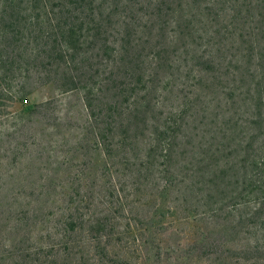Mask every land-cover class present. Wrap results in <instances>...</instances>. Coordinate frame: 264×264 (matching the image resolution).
Instances as JSON below:
<instances>
[{"label":"trees","instance_id":"trees-1","mask_svg":"<svg viewBox=\"0 0 264 264\" xmlns=\"http://www.w3.org/2000/svg\"><path fill=\"white\" fill-rule=\"evenodd\" d=\"M202 215L264 264V0H0V264H179Z\"/></svg>","mask_w":264,"mask_h":264},{"label":"rangeland","instance_id":"rangeland-1","mask_svg":"<svg viewBox=\"0 0 264 264\" xmlns=\"http://www.w3.org/2000/svg\"><path fill=\"white\" fill-rule=\"evenodd\" d=\"M23 85H24L23 96L28 99L29 105H32L33 103L46 101L54 96H59V95L63 96V94H61V92L50 82L49 77L47 75H43L40 73L36 74V76L31 80L29 85H27V83ZM70 96H71L70 94L63 96L62 101L57 105V107H60V109L65 110L67 109V105H66L67 102H71V103L76 102L75 99L76 97H70ZM65 97L69 99H65ZM21 107L22 105L20 103H16L14 107L11 109V111L19 110ZM77 163L80 164L81 161L78 160ZM86 167H88L86 168V171L88 172L90 170L89 165H86ZM201 209L203 211V207ZM204 225L205 226H203V215H202L197 225L192 226V230L189 228V225H182V224L178 225V229L179 230L182 229L183 234L180 231H176L174 228L172 229L171 225L169 224L159 226L158 232L162 235V237L167 239L166 246L167 245L172 246L173 249L180 251V252L176 251L178 252L177 254L180 253L178 258L179 264H203V238L207 233L206 227L208 226L206 224ZM186 230L190 231L189 236H187L188 235L187 233H184V231ZM153 231L156 232L155 227ZM173 233L179 234V236L173 235ZM186 237H190L191 239H196V242L188 241V244H186L187 242L186 240H184ZM163 261H165L164 264H173V262H168L169 260L165 258H163ZM162 263L163 262H160L159 264ZM148 264H154V263L151 261V263L148 262Z\"/></svg>","mask_w":264,"mask_h":264}]
</instances>
